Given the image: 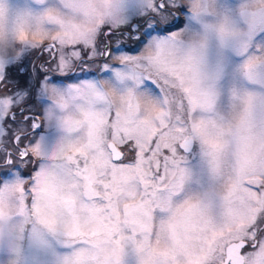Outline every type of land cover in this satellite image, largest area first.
<instances>
[{
  "label": "snow or ice",
  "instance_id": "1",
  "mask_svg": "<svg viewBox=\"0 0 264 264\" xmlns=\"http://www.w3.org/2000/svg\"><path fill=\"white\" fill-rule=\"evenodd\" d=\"M10 203L59 264H264V0H0Z\"/></svg>",
  "mask_w": 264,
  "mask_h": 264
},
{
  "label": "clouds",
  "instance_id": "2",
  "mask_svg": "<svg viewBox=\"0 0 264 264\" xmlns=\"http://www.w3.org/2000/svg\"><path fill=\"white\" fill-rule=\"evenodd\" d=\"M67 249L43 225H24V234L5 230L0 234V264H59Z\"/></svg>",
  "mask_w": 264,
  "mask_h": 264
},
{
  "label": "rangeland",
  "instance_id": "3",
  "mask_svg": "<svg viewBox=\"0 0 264 264\" xmlns=\"http://www.w3.org/2000/svg\"><path fill=\"white\" fill-rule=\"evenodd\" d=\"M33 51L35 54L30 56V63L28 64V69L30 71L34 66L40 67L42 63L41 57L46 56V53H40L37 50ZM6 215L9 217V219L4 224L0 225V234H2L7 229L9 231H18L21 233V238H23L24 225L31 223V220L26 219L23 214L19 213L16 210L15 205L12 203L9 204Z\"/></svg>",
  "mask_w": 264,
  "mask_h": 264
}]
</instances>
